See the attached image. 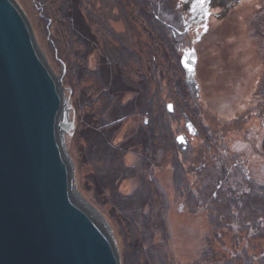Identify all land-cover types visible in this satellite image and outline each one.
Segmentation results:
<instances>
[{"label":"rangeland","instance_id":"1","mask_svg":"<svg viewBox=\"0 0 264 264\" xmlns=\"http://www.w3.org/2000/svg\"><path fill=\"white\" fill-rule=\"evenodd\" d=\"M16 1L71 105L75 126L60 138L73 163L82 197L77 202L99 224L103 221L121 264H225V257L245 246L249 255L262 256L264 236L258 233H243L238 247L232 231L214 238L194 169L215 163L204 175L212 173L207 182L222 181L231 170L235 173L225 155L237 153L234 163L241 160L264 184V0H205L203 5L199 0H167L166 5L164 0H122L126 9L122 3L118 9L120 0ZM171 9H179L186 22L181 32L177 26L169 31L174 52L161 43L164 35L155 16ZM74 13L77 29L70 20ZM120 39L138 58L118 63L106 55V43L120 47ZM193 48L199 56V90L186 82L181 63L184 50ZM156 53L160 56L154 60ZM146 102L154 112L175 105L171 138L181 148L191 196L175 175L170 136L152 125L155 115L144 112ZM159 118L168 119L167 112ZM189 121L195 137L187 129ZM181 133L195 144L192 158H185L177 141ZM229 183L247 187L236 176ZM210 247L215 251L207 259ZM235 264L246 262L238 258Z\"/></svg>","mask_w":264,"mask_h":264},{"label":"water","instance_id":"2","mask_svg":"<svg viewBox=\"0 0 264 264\" xmlns=\"http://www.w3.org/2000/svg\"><path fill=\"white\" fill-rule=\"evenodd\" d=\"M182 64L199 90L195 48ZM65 99L24 10L0 0V264H121L114 238L77 202L60 138L75 126L62 118ZM177 140L186 145L187 135Z\"/></svg>","mask_w":264,"mask_h":264},{"label":"trees","instance_id":"3","mask_svg":"<svg viewBox=\"0 0 264 264\" xmlns=\"http://www.w3.org/2000/svg\"><path fill=\"white\" fill-rule=\"evenodd\" d=\"M38 3L43 4L46 0H36ZM134 1H140V0H134ZM160 1V0H157ZM121 3L123 4L122 9H126V2L120 0V5L117 4L118 9H121ZM163 4H167V0L163 1ZM215 6V5H213ZM167 15L164 17H161L160 15H155L157 18V21L161 24L160 31L163 32L161 39V43H166L169 47H171L172 51L174 52V44L175 48L177 49V45L174 42V38L172 39L169 31L172 30L175 26L178 30V32H181L184 28V17L181 15V12L179 9L175 11H166ZM92 14V12H91ZM78 18L83 19L82 14L80 11H77ZM77 15L74 13L71 14L70 20H72V24L75 29H77ZM133 15L128 13V20L131 22ZM87 18L85 17V20ZM169 19V20H168ZM88 21V20H86ZM129 25V24H128ZM85 29L86 33V39L89 41L91 39L89 34V28L86 25L83 27ZM81 31V30H80ZM82 34V32H81ZM80 34V35H81ZM181 34V33H180ZM122 39H120V43H122ZM174 43V44H173ZM157 48V47H153ZM152 47L150 49H153ZM159 50L156 49V52ZM104 52L106 55L112 60L117 61L119 63L120 59L129 60L130 57H137V54L130 50L127 44L123 43L120 45V47H110L109 44L106 43V47H104ZM129 54V55H128ZM160 56V54L158 53ZM156 53V57H154V60L158 57ZM167 58V56H166ZM119 59V60H117ZM168 60V59H167ZM131 61V60H130ZM164 61V60H163ZM166 61H164L163 64H165ZM166 68V67H164ZM182 69V68H181ZM160 103V102H159ZM187 103V102H186ZM162 105V103H160ZM188 104V103H187ZM146 110L144 112L148 113L150 115L151 112H154L152 108L149 107V105L145 104ZM144 107V108H145ZM163 107V105L161 106ZM164 108V107H163ZM165 110V114L167 112L168 119L167 118H159L160 115H163ZM185 114V112H183ZM154 117L152 118L153 126H159V130L164 133V129L166 134H168L170 139V145L175 149V154L173 156V162L175 164V168H177V173L175 172V175L177 177V180L182 188L183 185V192L184 194H189L191 196L192 188L191 183L189 179H186L187 169L184 165V163L180 160V146L176 143L175 138L172 137V130H171V124L169 119L171 120V117L173 116V113L167 111L165 108L161 111L154 112ZM186 115V114H185ZM150 123V122H149ZM206 128V127H205ZM160 138V137H158ZM174 139V140H173ZM191 147H195V144L191 142L189 144V148H183V153L186 159L189 157L192 158L193 149ZM174 151V150H173ZM201 155H204L205 151L200 150ZM227 154V153H226ZM225 158L227 159L226 165H231L234 167L235 173H232V170L229 174L225 175L224 180L217 179L212 182H207V179H209L212 175V173H206V171L212 167L215 168V163H212L208 165V167L201 166L200 169H194L195 174L198 176V184L200 188L202 189V192L204 193V205H208V210H210V216L211 220L213 222L215 233L213 232L214 238L217 237H223L225 233H222L224 231L226 232H234L236 235L233 237V243L236 244V246H240L245 238H243V235L249 232L250 235L252 233H258L260 236H264V184L257 183L252 176L249 174L247 168L242 166V161L240 160L238 163H234L239 160V157L237 153H234L233 158L228 157L225 155ZM229 167V166H228ZM231 176H236L243 180L246 188H242L237 186L236 184H230L229 178ZM219 180V181H218ZM195 181V183L197 182ZM197 204H200V200ZM220 230V231H219ZM244 233V234H243ZM250 238V236H249ZM251 239V238H250ZM210 253L205 254V258H209V255H213V252L215 251L212 247L208 250ZM208 253V252H207ZM236 253L231 254L228 257H225V264H235L236 260L238 258H241L243 260V263L246 262V264H264V253L262 256H258L257 254H251L249 255L248 247L245 246L237 255ZM210 263L209 261L206 262Z\"/></svg>","mask_w":264,"mask_h":264},{"label":"bare ground","instance_id":"4","mask_svg":"<svg viewBox=\"0 0 264 264\" xmlns=\"http://www.w3.org/2000/svg\"><path fill=\"white\" fill-rule=\"evenodd\" d=\"M63 106H64V109L66 110V111H63V115H64V117H62L63 118V120H66L67 122L70 120V117H69V112H68V107H69V102H68V100H67V98L65 99V101H64V104H63ZM90 212V211H89ZM91 214H92V212H91ZM93 215V214H92ZM103 222V221H102ZM102 222H101V224H99V226H100V228H101V230L104 232V234H107V233H109L108 232V229L107 228H105V225H103L102 224ZM109 235L111 236V234L109 233ZM116 244V243H115ZM116 247H117V244H116Z\"/></svg>","mask_w":264,"mask_h":264},{"label":"snow or ice","instance_id":"5","mask_svg":"<svg viewBox=\"0 0 264 264\" xmlns=\"http://www.w3.org/2000/svg\"><path fill=\"white\" fill-rule=\"evenodd\" d=\"M199 3L201 4V5H203L204 3H205V0H199ZM207 30V27L205 26V31ZM194 51V50H193ZM191 70V69H190ZM171 108H172V106L171 105H169V109L171 110ZM181 142H183V140H182V138H181Z\"/></svg>","mask_w":264,"mask_h":264}]
</instances>
